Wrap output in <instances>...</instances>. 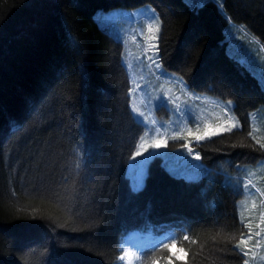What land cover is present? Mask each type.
I'll list each match as a JSON object with an SVG mask.
<instances>
[{
  "label": "trees",
  "instance_id": "trees-1",
  "mask_svg": "<svg viewBox=\"0 0 264 264\" xmlns=\"http://www.w3.org/2000/svg\"><path fill=\"white\" fill-rule=\"evenodd\" d=\"M147 5L161 21L160 63L232 104L240 130L203 149L202 183L156 159L134 191L128 165L145 128L123 44L94 16ZM229 22L264 48V0H0V264H119L137 232L159 240L137 264H252L257 215L236 216L232 180L264 160V120L258 134L251 120L264 86L229 53Z\"/></svg>",
  "mask_w": 264,
  "mask_h": 264
},
{
  "label": "rangeland",
  "instance_id": "rangeland-1",
  "mask_svg": "<svg viewBox=\"0 0 264 264\" xmlns=\"http://www.w3.org/2000/svg\"><path fill=\"white\" fill-rule=\"evenodd\" d=\"M187 1L193 6H200L207 0ZM94 19L102 29L113 35L124 46V64L129 72L131 84V109L137 122L145 128L137 150L141 145L150 144L158 138L167 139L166 147L156 150L149 149L139 157L133 155L127 173L132 189L139 191L143 187L148 169L156 159H161L168 171L178 177H186L194 181L200 175L203 176L205 166L201 155H199L200 159H196L198 154L189 156L188 150L180 151L181 139L191 132L189 130L192 126H195L197 131H202L208 126L232 125L230 131L221 129L218 135L208 136L202 141L240 129L233 105L226 104L225 106L209 95L190 92L183 79H180L179 83L174 86L163 81L160 75L163 65L158 55L162 26L156 11L151 6H142L132 10L98 11ZM239 28L242 27L231 25L228 29V51L246 65L264 86V50L259 48L245 31L241 35L238 32ZM153 36L156 37L155 40L152 39ZM249 46L251 47L248 49ZM215 104L218 105V109ZM251 120L252 129L255 134H258L259 122L264 120V112L256 113ZM261 147L264 149V146ZM245 172L250 175L245 174L242 178H235L238 181L242 179L241 182H244V186H240L242 191L240 212L255 214L260 221V226L256 228L257 245L250 258L252 263L254 261L264 263V188L261 187L264 181V160L255 166L246 167ZM250 234L253 236L252 230ZM251 239L249 238L248 242ZM152 241V237L139 240L141 247ZM129 253L131 254L130 259H124L125 249L123 247L120 257L121 264H127V260L131 264H136V251H129Z\"/></svg>",
  "mask_w": 264,
  "mask_h": 264
},
{
  "label": "bare ground",
  "instance_id": "bare-ground-1",
  "mask_svg": "<svg viewBox=\"0 0 264 264\" xmlns=\"http://www.w3.org/2000/svg\"><path fill=\"white\" fill-rule=\"evenodd\" d=\"M186 2H188L187 0H186ZM189 3V2H188ZM190 4V3H189ZM191 5V4H190ZM192 7H199V5H191ZM202 5H200V7H201ZM95 22H96V24H98L97 23V21L95 20ZM229 25L231 26V25H234L232 22H229ZM113 36V35H112ZM114 37V36H113ZM115 38V37H114ZM116 39V38H115ZM116 40H118V39H116ZM254 40V42L256 43V44H258V46H259V48H262L263 50H264V48H263V46L257 41V40H255V39H253ZM119 41V40H118ZM161 78L163 79V81L164 82H167V83H169V84H171L172 86H174V84L176 85V84H178L179 83V80L180 79H183L182 78V76L179 74V73H177L176 71H171V70H168V69H166L165 67H163V70H162V72H161ZM191 92V91H190ZM193 93V92H192ZM195 94H200V93H195ZM200 95H204V94H200ZM212 97V96H211ZM217 101H219V100H217ZM219 102H221V101H219ZM215 106H216V108L218 109L219 107H218V105H216L215 104ZM240 129H237V130H235V131H239ZM189 131H191V132H193V133H195V132H197V129H196V127L195 126H192L191 127V129L189 130ZM235 131H233V132H235ZM233 132H230V133H233ZM229 133V134H230ZM186 136H188V134L186 135ZM217 137H215V138H212V139H206V141H197L194 137H189L188 139H183V137H182V143H181V145H180V147H181V150L180 151H185V150H187V148H185V147H183V145H185V144H188L191 148H192V152L191 153H189V151H188V155L189 156H193V155H195V154H198V155H201V157H202V155H203V149L205 148V147H209V148H211L214 144V142L218 139H216ZM220 162H222V161H220ZM226 164V162L223 160V162L222 163H219V164ZM204 165V164H203ZM227 165V164H226ZM205 166V165H204ZM176 176V175H175ZM178 177V176H177ZM178 178H180L181 180H183L184 182L183 183H185V184H187V185H191V184H196L197 182L198 183H202L203 181H205L206 179L204 178V175L202 176V175H200V177L198 178V179H196V180H192V179H187L186 177L185 178H183V177H178ZM238 180H236V179H234V180H232V184L235 182V184L237 183L239 186H244V182L242 183L241 182V179L237 182ZM261 187L262 188H264V181L261 183ZM235 214H236V216L237 217H240V215H241V212H240V206H239V210H235V212H234ZM252 218V220H253V223H254V225L256 226V227H259L260 226V221L258 220V218L256 217V216H253V217H251ZM124 238V237H123ZM127 243H129V244H126L125 245V254H124V259H130V253H129V251H130V249H131V247H132V243L131 242H127ZM175 249L176 250H179L177 247H175ZM127 260V264H131L130 263V261H128ZM252 264H264L263 262H260V261H254Z\"/></svg>",
  "mask_w": 264,
  "mask_h": 264
},
{
  "label": "snow or ice",
  "instance_id": "snow-or-ice-1",
  "mask_svg": "<svg viewBox=\"0 0 264 264\" xmlns=\"http://www.w3.org/2000/svg\"><path fill=\"white\" fill-rule=\"evenodd\" d=\"M152 39L155 40L156 37L153 36ZM157 48H158V45H157ZM231 127H232V125H230V124L217 125V126H214V127L213 126H208L205 129H203L202 131H197L195 133L189 132L188 136L183 137V139H188L189 137H194L197 141H202L208 136L218 135L220 133L221 129H223L224 131H230ZM173 138L175 139L176 137H173ZM166 146H167V139L166 138H158V139H156L155 141H153L150 144L141 145L140 149H138L135 152V157H139V156L143 155V153L148 152L149 149L156 150V149H160L161 147H166ZM183 147L187 148L189 153L192 152V148L188 144L183 145ZM195 158L196 159H200V156L197 155ZM185 239H187V237H185ZM244 243H246V241L242 240L241 244H244ZM167 247H171V246H167ZM247 254H248L247 252L243 253L244 256H247ZM243 264H248V261L245 259L243 261Z\"/></svg>",
  "mask_w": 264,
  "mask_h": 264
}]
</instances>
